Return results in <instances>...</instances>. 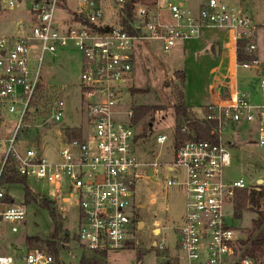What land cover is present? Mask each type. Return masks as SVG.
<instances>
[{
	"label": "built area",
	"instance_id": "2783aa9c",
	"mask_svg": "<svg viewBox=\"0 0 264 264\" xmlns=\"http://www.w3.org/2000/svg\"><path fill=\"white\" fill-rule=\"evenodd\" d=\"M76 1L75 9L59 17L57 10L64 0H0V13H23L14 20L12 33L0 35V145L6 144L0 173L5 165H12L19 176L46 182L52 195L43 200L53 203L61 222L66 219L62 205L75 207L78 227L73 238L76 247L88 252L107 253L136 242L140 216L159 200L166 212L168 202L161 197L178 185L184 214L176 227V248L185 264H262L244 254L242 238L226 222L235 191L250 187L241 178L226 177L231 141L223 133L226 129L236 133L239 124L256 122V143L264 146V73L258 60L239 64L236 58L237 41L253 35L249 16L232 0H202L194 8L187 0ZM106 4L116 12L113 24L103 22ZM216 29L226 34L220 45L226 65L222 78L208 85L213 100L202 114L179 124L180 132L192 137L174 140L169 163L138 160L133 146L136 106L131 99L134 49L159 41L169 50ZM32 42L37 43L36 58L29 56ZM69 44L81 55L78 81L84 128L58 125L64 119L62 98L51 99L47 109L38 104L43 55ZM246 50L255 51V44L249 43ZM252 66L259 72V103L250 101L238 79L239 67ZM40 111L43 125L56 126L49 129L60 143L55 159L40 150L36 137L28 139L22 150L15 146L20 131L29 129ZM189 122L205 127L209 138L195 137ZM71 131H79V136H69ZM166 140L160 134L155 141L163 145ZM26 214V203L14 202L0 186V222L12 223L11 232L16 233ZM152 224L157 237L160 221L154 219ZM152 245L164 249L162 241L154 240ZM68 254L73 256L71 251ZM54 260L38 248L0 255V264H53Z\"/></svg>",
	"mask_w": 264,
	"mask_h": 264
},
{
	"label": "rangeland",
	"instance_id": "374dc122",
	"mask_svg": "<svg viewBox=\"0 0 264 264\" xmlns=\"http://www.w3.org/2000/svg\"><path fill=\"white\" fill-rule=\"evenodd\" d=\"M202 0H187L190 7ZM236 1L241 9L249 16L253 24L252 36L249 43L256 46L255 53L258 56V65L261 73H264V0H232ZM76 0H64L59 6L57 14L65 13L68 9H75ZM105 24L115 23L116 12L112 11L108 4L104 5ZM4 12L0 16V35L10 34L14 30V20L23 16V13ZM226 39L224 30L216 29L209 33H203L198 39L187 42L184 45H175L169 50H164L159 41L144 42L133 51V77H132V101L133 105H153L158 109L147 115L139 122H134L136 138L134 152L140 161L163 160L169 163L174 157V140L176 141V125L184 120L177 118L174 113V104L177 102V85L184 93L185 102L189 104L190 114L199 116L202 114L205 103L213 100V94L208 85L222 78L226 59L223 52L216 55L215 46L221 40ZM150 49H152L153 54ZM29 56H39L37 43H30ZM32 64V63H31ZM34 67L37 62L34 61ZM81 70V55L72 45L57 50L54 54L45 53L39 69V101L38 104L47 109L49 101L54 97H60L65 102L64 119L58 125H81L85 127L84 103L80 94L78 75ZM183 71L185 83L180 85L174 72ZM258 75L256 66L250 69L239 67L238 79L240 89L249 97L252 103H259L260 96L253 99L250 94L253 88L258 89ZM45 117L40 111L35 120L30 122L31 127L22 129L15 146L22 150L28 145V139L36 137L40 150L50 159L57 157L59 139L51 130L56 126L43 125ZM256 122H243L238 125L236 133L226 129L224 139L231 141L229 152L231 165L225 168V175L230 179L241 178L245 184L252 188L259 186L264 191V146H259L257 140ZM25 133L28 136H25ZM164 134L167 140L163 145L156 143L157 135ZM185 140V139H184ZM6 152V144L0 145V168L3 164V156ZM26 185L37 197V202H26V219L18 225V232H11L12 223L0 222V255L13 254L20 248H38L45 251L41 242L28 243L27 236L36 235L47 238L53 228L52 219L46 208L42 206L44 198L52 195V190L46 182L37 181L32 177L26 179ZM4 191L12 197L14 202H24L23 184H6ZM249 188V189H250ZM165 197L168 202L167 211H163L161 201L149 207L140 216L136 242L129 243L124 249L108 251L105 256L106 264H185L182 261V253L176 248V227L183 222V192L178 185L167 189ZM234 200V198H233ZM28 203V204H27ZM62 209L66 219L62 220V232L60 242L63 243L59 254L61 264H78L82 252L76 247L74 234L77 232V211L71 204H63ZM257 211L264 215V195L257 205L247 204L240 219L234 217L233 207L227 209L226 222L237 230L242 239L253 237L257 232L254 219ZM58 220L61 221L59 214ZM154 219L160 221L161 231H154L152 224ZM158 231V230H157ZM65 238L66 240H63ZM154 240L162 241L164 249H158L153 244ZM71 251L73 256L69 255ZM140 254V255H139ZM256 261H264V246L254 251ZM180 258V260L178 259Z\"/></svg>",
	"mask_w": 264,
	"mask_h": 264
},
{
	"label": "trees",
	"instance_id": "16d2710c",
	"mask_svg": "<svg viewBox=\"0 0 264 264\" xmlns=\"http://www.w3.org/2000/svg\"><path fill=\"white\" fill-rule=\"evenodd\" d=\"M249 44V39H240L236 45V58L239 64L247 63L253 64L258 60V56L255 51L249 52L246 47ZM176 80L180 85L185 83V74L183 71L174 72ZM177 93V102L174 104V113L177 118L181 117L184 121L189 120L192 116L190 114V107L185 102L183 91L175 85ZM158 108L153 105H138L133 110V121L139 122L147 115L153 113ZM189 127L194 131V136L199 138H209V134L205 127H202L197 122H189ZM69 136H79V131L69 132ZM191 134H185L180 132L179 125H176V142H180L184 139L191 138ZM26 179L18 175L12 165H5L0 173V186L3 187L6 184H23L24 185V202H37V197L30 191L26 185ZM264 191L259 186H254L250 189H237L233 200V214L234 217L240 219L242 212L245 210L247 204L257 205L260 199L263 197ZM28 204V203H27ZM42 206L46 208L52 219L53 228L47 238H40L39 236L32 235L27 236L26 241L28 243L41 242L45 246V251L54 257L53 264H61L59 254L62 249L63 243L60 242V235L62 232V223L58 220L55 207L51 201L43 200ZM257 217L254 219V223L258 232L251 238L242 239L240 242L244 248V254L255 259L253 255L254 251L264 246V215L262 212L257 211ZM63 240H66L63 238ZM82 252L78 264H106L105 256L106 252ZM140 255V254H139ZM264 264V261L261 262ZM169 264V263H167Z\"/></svg>",
	"mask_w": 264,
	"mask_h": 264
},
{
	"label": "crops",
	"instance_id": "0c3cea01",
	"mask_svg": "<svg viewBox=\"0 0 264 264\" xmlns=\"http://www.w3.org/2000/svg\"><path fill=\"white\" fill-rule=\"evenodd\" d=\"M2 13H4V12H2ZM2 13H0V16H1V14ZM64 13H60L59 12V17L60 16H62ZM209 32H211V31H208V32H205V33H209ZM224 40V39H223ZM223 40H221L220 42H219V45H216V46H218V49L216 50V46H215V52H216V55H219V52L221 53V52H223L222 51V49H221V42L223 41ZM250 96L255 100V99H257V96H259L258 95V90H257V87L256 88H253V90H252V92H251V94H250ZM208 103H210V102H207V103H205V104H203V105H207ZM187 104V103H186ZM188 106H189V104H187Z\"/></svg>",
	"mask_w": 264,
	"mask_h": 264
},
{
	"label": "water",
	"instance_id": "95a60500",
	"mask_svg": "<svg viewBox=\"0 0 264 264\" xmlns=\"http://www.w3.org/2000/svg\"><path fill=\"white\" fill-rule=\"evenodd\" d=\"M218 49V46H216V50Z\"/></svg>",
	"mask_w": 264,
	"mask_h": 264
},
{
	"label": "bare ground",
	"instance_id": "6f19581e",
	"mask_svg": "<svg viewBox=\"0 0 264 264\" xmlns=\"http://www.w3.org/2000/svg\"><path fill=\"white\" fill-rule=\"evenodd\" d=\"M156 232H157V230H156Z\"/></svg>",
	"mask_w": 264,
	"mask_h": 264
}]
</instances>
